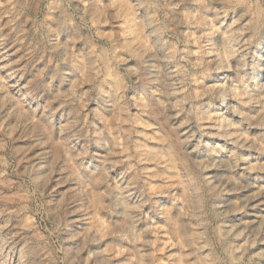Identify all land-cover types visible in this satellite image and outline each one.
<instances>
[{
    "label": "rangeland",
    "instance_id": "374dc122",
    "mask_svg": "<svg viewBox=\"0 0 264 264\" xmlns=\"http://www.w3.org/2000/svg\"><path fill=\"white\" fill-rule=\"evenodd\" d=\"M0 264H264V0H0Z\"/></svg>",
    "mask_w": 264,
    "mask_h": 264
},
{
    "label": "bare ground",
    "instance_id": "6f19581e",
    "mask_svg": "<svg viewBox=\"0 0 264 264\" xmlns=\"http://www.w3.org/2000/svg\"><path fill=\"white\" fill-rule=\"evenodd\" d=\"M173 5V4H172ZM178 170V169H177Z\"/></svg>",
    "mask_w": 264,
    "mask_h": 264
}]
</instances>
